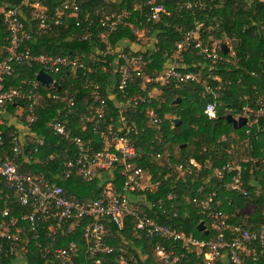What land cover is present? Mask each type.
<instances>
[{
  "label": "trees",
  "instance_id": "trees-1",
  "mask_svg": "<svg viewBox=\"0 0 264 264\" xmlns=\"http://www.w3.org/2000/svg\"><path fill=\"white\" fill-rule=\"evenodd\" d=\"M183 1L159 0L166 10L160 21L148 19L147 6H142L140 14L131 15L137 28L144 27L145 30V37L142 39L146 41L140 39L139 51L147 63L145 67L147 73L163 71L164 64L171 61V57L175 55L182 56V62H174L175 66L181 71L193 72L199 80L184 83L170 81L164 85L152 82L146 85V91L142 93L146 94L150 90L154 93L151 106L160 119L159 130L154 125L148 127L151 121L150 117L145 115V105L139 107L143 110L139 115H136L137 111L129 112V121L134 119L137 128L144 127L135 142L136 156L133 163L148 171L155 183L153 190L137 194L142 199L135 205L139 207L141 216L169 224L186 235L208 239L211 237V231L206 226L207 220L200 207V201L207 193H216L214 204L229 215L231 223L241 226L264 224V114L259 117L257 125H254L248 134H245V125L234 129L225 119L227 114L234 117L240 115L243 106H248L254 112L257 109L255 105L257 99L264 102V0H198L204 3V9L187 8ZM0 2L20 4V0ZM132 2L140 4L145 0H123V4L128 8ZM79 5L81 9L88 7L94 10L103 6V1L80 0ZM116 8L117 4L110 10ZM197 24L200 26L199 33L203 46L211 49L213 41L219 40L217 52L221 59L213 60L201 53L200 48H195L192 42H188L183 51H178L177 43ZM5 34L6 31L0 24V46L6 44L3 40ZM81 35L73 19L68 18L63 23L55 25L50 32L38 36L31 44V48L34 54L52 52L64 55L71 51L89 53L96 44L104 46L95 35L86 40H81ZM124 38L130 41L136 39L132 29L122 24L111 34L110 42L114 44ZM225 39L229 43L228 53H223L220 46L222 43L227 45ZM106 59L108 60L106 64L99 68L93 67L92 71L81 69L74 73L64 71L63 77H54L56 86L40 85L43 100L40 106L35 108V121L29 127L33 137L13 125H0L2 131L0 155L12 156L13 132L16 131L17 135L23 133L24 153L16 157L18 171L29 173L33 177L43 176L63 187L68 196L80 201L99 197L101 187L109 177H114L115 185L120 190L122 186L120 166L116 165L109 172H103L102 179L84 181L76 173V167L71 170L68 178L65 177L62 164L67 158L74 157V144L69 139L52 134L47 124L60 111V117L66 121L72 135L83 140L94 137L89 127L82 130V126L85 116H91V110L97 105L92 99L94 85L101 84V93L106 96V86L116 77L114 58L107 56ZM39 68L36 65L30 70L21 67L18 70L20 73L18 78H7L6 87L17 86L23 74L33 76ZM133 80L137 84L140 83V78L135 75ZM204 85L213 88L219 86L217 117L214 119H208L203 114L205 104L211 100V96L201 97ZM137 89L130 90V94H136ZM48 93L65 97L66 101L60 102L58 99L47 97ZM177 97L180 98V102L175 104L173 101ZM25 106V103H19L18 106L8 105L7 110L17 115V109H23L21 113L23 119L27 116ZM2 116L0 114V118L4 119ZM107 117L114 120L117 118L113 100L110 99H107ZM175 118L179 119L178 122L173 121ZM4 122L9 120L4 119ZM231 132H236L233 139L229 136ZM158 137L163 143H167L165 147L157 140ZM37 140H42V143H38ZM94 143V147L100 146L98 141ZM150 150H153L154 155L159 153L160 156L150 157L148 155ZM245 158L242 181L247 195L243 196L241 192L223 186V183L230 180L231 173L222 172V177H218L214 174V167L221 168L225 163ZM190 159H194L201 166L200 169L196 170L191 166V171L187 172L189 169L186 167ZM178 166H181L184 172L178 171ZM169 195H172V198L169 199ZM13 201H10V205L19 211L29 210ZM247 204H253L252 213L243 211ZM133 219L129 215L124 217L121 230L116 229L113 224L109 225L111 235L104 239V245L112 248V251L97 255L101 264H120L121 258L126 264H159L152 253L153 241L135 235ZM202 220L206 230L198 229ZM41 225L38 229L41 234L39 242L42 250L66 246L73 241L80 250L79 256L73 260L74 264H96L95 257L84 253L87 244L82 237L80 226L71 232L64 229L63 232L66 234H58L53 241ZM32 233V230L27 229L29 237ZM133 244L138 250L135 245L136 249L133 248ZM172 246L170 248L175 252L184 253V264H195L202 258V249L198 250L201 254L197 259L194 247L188 251L179 242L173 243ZM41 252L43 251H40V247L31 242L20 258L23 263L14 257L4 259V263L49 264ZM259 261L264 262V254H260Z\"/></svg>",
  "mask_w": 264,
  "mask_h": 264
},
{
  "label": "built area",
  "instance_id": "built-area-1",
  "mask_svg": "<svg viewBox=\"0 0 264 264\" xmlns=\"http://www.w3.org/2000/svg\"><path fill=\"white\" fill-rule=\"evenodd\" d=\"M102 1L103 6L94 10L88 7L81 9L80 0H20L19 5L10 3L0 5V24L6 31L3 37L6 44L0 46V114L8 112V105L18 106L19 103H25L27 109V116L21 128L11 121L5 123V118H0V125L13 124L16 129L26 131L30 137H33L29 127L35 121V108L40 106L43 100L39 89L43 84L36 79L37 72L42 70L53 82H56L54 77H63L64 71L73 73L80 69L92 71L93 67L99 68L106 64L108 62L106 57L111 56L114 58L116 77L106 86V96L101 93V84L94 85L92 99L97 105L93 110L90 109L91 116H85L83 120L82 130L89 127L94 137L83 140L79 136L72 135L66 121L60 117V111L47 125L52 134L69 139L74 144V157L67 158L62 164L65 177L68 178L71 170L76 167V173L84 181L102 179L103 172H109L116 165L120 166L122 176L120 190L115 185L114 177H109L105 179L99 197L87 201L77 200L68 196L63 187L43 176L33 177L29 173L18 171L16 157L24 153L25 142L22 140L23 133L17 135L14 131L12 156L0 155V264H5L4 259L10 257L17 260L19 258L23 263L20 258L31 242L40 247L49 264H74L73 260L79 256L80 250L73 241L66 246L42 250L39 242L40 224L53 241L59 236L58 234H66L63 232L64 229L71 232L80 226L82 237L87 244L84 253L95 257L96 264H101L97 255L112 251V248L104 245V239L111 235L109 225L113 224L116 229L121 230L124 217L127 215L134 218L135 235L153 241L152 253L159 264H184V253L175 252L170 248L177 242L188 251L194 247L197 256L201 254L200 249L203 250L201 260L195 264H264L263 261H259L260 254H264V224L241 226L231 223L229 215L214 204L215 192L204 194V198L200 201L201 213L205 216L206 226L211 231V237L208 239L186 235L169 224L159 223L140 215L141 211L135 203H138L142 197H138L137 194L153 190L155 183L148 171L133 163L136 156L135 142L144 127L137 128L134 119L129 121V112L137 111L136 115H139L143 111L139 107L145 105V115L149 116L151 121L148 127L154 125L159 130L160 119L151 106L154 94L151 90L146 94L142 93L146 91V85L152 82L164 85L170 81L184 83L199 80L193 72L178 69L174 62L165 65L167 67L164 66L161 72L147 73L145 71L147 63L139 48H131V42L127 38L114 44L110 42L111 34L122 24L132 29L136 39L144 38V27L139 30L132 21L131 15L140 14L142 6H147L148 19L154 22L160 21L166 10L159 0H145L140 4L132 2L130 8L123 4V0ZM115 4L117 8L110 10ZM183 4L187 8H205L204 3L198 0H184ZM68 18L73 19L75 26L82 33L81 40L95 35L104 46L100 47L96 44L89 53L71 51L64 55L52 52L34 54L31 44L37 37L50 32L55 25L63 23ZM199 28L197 24L194 29L185 33L184 38L177 43L178 51H183L186 44L192 42L195 48H200L201 53L213 60L221 59L217 52L219 43L213 42L211 49L203 46ZM35 65L40 68L33 76L23 74L17 86L6 87L7 78H18L20 75L18 70L21 67L30 70ZM134 75L140 78V83H135ZM47 86L55 85L49 83ZM134 88H138V92L130 94V90ZM218 89L219 86L213 88L204 85L200 93L202 98L211 96V100L203 109V114L208 119L217 117ZM47 97L58 99L60 102L66 101L65 97L52 93H48ZM107 99L113 100L117 113L115 120L112 117L106 118ZM255 105L257 109L254 112L248 106H243L242 113L236 116L246 118L245 134L257 125L259 117L264 114V102L257 99ZM1 136L0 130V145ZM157 140L163 143L161 138L158 137ZM96 141L100 143L98 148L94 147ZM37 142L42 143V140ZM163 145L165 147L167 143ZM148 155L152 158L160 156L159 153L154 155L153 150H150ZM245 161L246 158L225 163L221 168L214 167V174L218 177H222V172H230V180L223 183V186L241 192L243 196L247 195L242 181ZM191 166L196 170L201 167L194 159L189 160L187 172L191 171ZM178 171L184 172L181 166H178ZM170 198L172 195H169ZM12 200L29 210L19 211L15 206L10 205ZM199 223H202L203 229L206 230L203 220ZM27 229L33 231L30 237ZM119 263L126 264L122 258Z\"/></svg>",
  "mask_w": 264,
  "mask_h": 264
},
{
  "label": "water",
  "instance_id": "water-1",
  "mask_svg": "<svg viewBox=\"0 0 264 264\" xmlns=\"http://www.w3.org/2000/svg\"><path fill=\"white\" fill-rule=\"evenodd\" d=\"M220 46H221V49H222L223 53H228L229 48H228L227 45H225V44L222 43ZM36 79H37L41 84H43V85H45V86L48 85L49 83H52V84L55 85V86L57 85V82H53L52 79H51V77H50L49 75H47L46 73H44L42 70H39V71L37 72V74H36ZM179 102H180V98H179V97H177V98L173 101V103H175V104H177V103H179ZM225 119H226L229 123L232 124V126H233L234 129H237V128H240V127L244 126V125H245V122H246V118H245L244 116L234 117V116H232L231 114H227V115L225 116ZM178 120H179L178 118L173 119L174 122H178ZM198 229H199V230H203V225H202V223H199V225H198Z\"/></svg>",
  "mask_w": 264,
  "mask_h": 264
},
{
  "label": "rangeland",
  "instance_id": "rangeland-1",
  "mask_svg": "<svg viewBox=\"0 0 264 264\" xmlns=\"http://www.w3.org/2000/svg\"><path fill=\"white\" fill-rule=\"evenodd\" d=\"M3 4H8V3H6V2H0V5H3ZM140 30V29H139ZM139 32H141V31H139ZM143 40V39H142ZM143 41H146V40H143ZM224 41H226V43H227V46H228V40L227 39H225ZM213 42H216V43H219V40H214ZM229 47H230V45H229ZM230 52L232 53V50H231V47H230ZM171 61H167L164 65H167L168 63H172V62H182V56H177V57H175V55L174 56H172L171 57V59H170ZM173 60V61H172ZM165 67H167V66H165ZM141 84H142V82H141ZM152 93H153V91H152ZM154 94V93H153ZM17 115L16 114H12L11 113V111L10 112H5L4 114H3V117L6 119V120H9V121H11V123H16V124H18L19 126H20V128H21V125H24V122H25V118H23V119H21L22 118V115H21V113L23 112V109H17ZM237 115H235V117H236ZM13 125V124H12ZM18 126V127H19ZM229 136H231V138L233 139V137L235 138L236 137V132H231V133H229ZM243 211H245V212H249V213H252L253 211H254V206H253V204H247L246 206H245V208H243ZM245 218V217H244ZM135 244H133V248L134 249H136V247L134 246ZM136 250H138V247H137V249ZM12 264V263H11Z\"/></svg>",
  "mask_w": 264,
  "mask_h": 264
},
{
  "label": "crops",
  "instance_id": "crops-1",
  "mask_svg": "<svg viewBox=\"0 0 264 264\" xmlns=\"http://www.w3.org/2000/svg\"><path fill=\"white\" fill-rule=\"evenodd\" d=\"M130 41V40H129ZM139 41H140V39H135V40H132V41H130L131 42V48H133V49H138L139 48ZM128 43V42H127ZM16 125H18V124H16Z\"/></svg>",
  "mask_w": 264,
  "mask_h": 264
}]
</instances>
